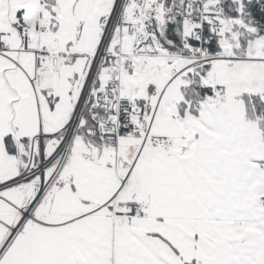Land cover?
<instances>
[{
    "label": "snow or ice",
    "instance_id": "1",
    "mask_svg": "<svg viewBox=\"0 0 264 264\" xmlns=\"http://www.w3.org/2000/svg\"><path fill=\"white\" fill-rule=\"evenodd\" d=\"M0 264H264V0H0Z\"/></svg>",
    "mask_w": 264,
    "mask_h": 264
}]
</instances>
